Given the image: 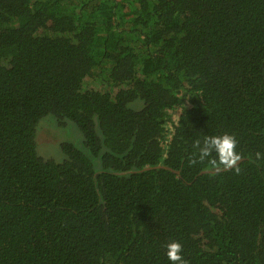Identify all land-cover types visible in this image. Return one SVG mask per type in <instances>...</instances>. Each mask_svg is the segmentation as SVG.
<instances>
[{
    "label": "trees",
    "instance_id": "1",
    "mask_svg": "<svg viewBox=\"0 0 264 264\" xmlns=\"http://www.w3.org/2000/svg\"><path fill=\"white\" fill-rule=\"evenodd\" d=\"M65 121L83 147L37 153ZM224 133L239 173L189 164ZM172 241L264 264V0H0V264H170Z\"/></svg>",
    "mask_w": 264,
    "mask_h": 264
},
{
    "label": "clouds",
    "instance_id": "2",
    "mask_svg": "<svg viewBox=\"0 0 264 264\" xmlns=\"http://www.w3.org/2000/svg\"><path fill=\"white\" fill-rule=\"evenodd\" d=\"M237 140L235 136L224 133L221 135H205L203 139H197L193 142L195 151L189 159V164L194 165L208 160L210 166L217 170L232 169L239 173L237 164L242 159L240 153L236 150ZM213 153L215 154L213 156ZM256 158H262L260 152L256 153ZM166 256L170 264H184L182 256V245L178 241L169 242L166 245Z\"/></svg>",
    "mask_w": 264,
    "mask_h": 264
},
{
    "label": "rangeland",
    "instance_id": "3",
    "mask_svg": "<svg viewBox=\"0 0 264 264\" xmlns=\"http://www.w3.org/2000/svg\"><path fill=\"white\" fill-rule=\"evenodd\" d=\"M68 125H54L53 129H45L39 135L40 142L37 145V153L45 157L51 152L55 159L61 158V144H72L78 148L83 147L82 134L74 123L65 121Z\"/></svg>",
    "mask_w": 264,
    "mask_h": 264
}]
</instances>
